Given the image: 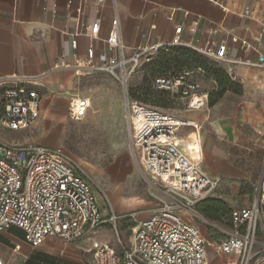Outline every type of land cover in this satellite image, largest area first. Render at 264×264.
I'll return each mask as SVG.
<instances>
[{"label":"built area","instance_id":"obj_1","mask_svg":"<svg viewBox=\"0 0 264 264\" xmlns=\"http://www.w3.org/2000/svg\"><path fill=\"white\" fill-rule=\"evenodd\" d=\"M103 2L94 0L96 5ZM248 13V9L243 12L244 15ZM182 14L185 19L189 12L183 11ZM195 24L196 21L191 22L190 32L195 31ZM99 30L100 18L96 17L85 26L84 34L89 39H97ZM182 31L183 21L175 26L169 43L138 45L131 48L130 55L126 56L115 15L104 39L107 48L114 50L115 55L100 54L96 57L94 48L88 46L84 64L74 57L77 67L103 72L122 86L130 144L137 154V164L148 194L155 200V206L148 215L141 217L138 210L115 213L112 208L103 215L89 176L60 147L0 138V232L16 227L27 243L37 247L48 237L64 242L91 237L100 224L108 222L115 229L119 249L106 242L92 241V264H208L206 238L192 218L203 219L196 206L214 192L220 178L210 177L203 170L201 148L196 156L182 148L183 139L192 133L200 143V126L130 100L128 78L140 60L145 57L148 61L152 50L159 47L188 46L215 62L241 63L263 70L264 51H258L254 60L231 58L227 54L226 38L197 46L192 40H183ZM230 39L238 40L233 35ZM240 44L248 47L243 39H240ZM59 65L68 64L61 62ZM190 74L192 70L182 68L157 76L153 86L189 97L190 106L198 87L187 80ZM202 74H206L204 69ZM5 79L0 81V126L12 131L27 129L40 115V96L34 88L37 82L33 77L15 74ZM262 86L264 88V80ZM208 94L206 91L199 95L202 97L201 105L207 104ZM88 104L87 97H79L75 102L71 98L68 118L80 120ZM135 123L139 124L136 129L133 128ZM184 128L192 130L186 131L183 138L179 132ZM262 184L263 177L255 187L250 205L232 208L229 227H218L222 233L218 248L223 254L237 255L236 264H264ZM120 221L129 226L127 243L120 238L116 228ZM258 231L262 232L260 238ZM0 264H5L1 257Z\"/></svg>","mask_w":264,"mask_h":264},{"label":"crops","instance_id":"obj_2","mask_svg":"<svg viewBox=\"0 0 264 264\" xmlns=\"http://www.w3.org/2000/svg\"><path fill=\"white\" fill-rule=\"evenodd\" d=\"M245 9L249 13L244 15ZM183 11L189 12L185 19ZM115 15L126 56L138 45L169 43L181 21V38L197 46L226 38L231 58L254 60L258 51H264V0H104L101 5L94 0H0V81L14 74L35 78L40 114L45 119L67 116L70 99L78 96L77 82L93 72L74 65V57L84 64L88 46L94 48L96 57L115 55L104 41ZM96 17L100 18L99 37L89 39L84 34L85 26ZM193 21L195 31L190 32ZM230 35L238 40L232 41ZM240 39L248 47L241 46ZM61 62L68 65H59ZM220 63L229 67L231 79L241 85V90H226L210 106L201 105L202 99L197 96L191 105L200 109L193 116L201 123L188 121L200 126L203 170L210 177L220 178L209 197L222 179H246L259 172L264 158V70L241 63ZM34 141L54 144L39 137ZM129 207L112 210L117 213ZM110 225L103 222L91 237L74 242L48 237L37 247L27 243L18 228L11 227L0 232V257L5 264H92L91 243L106 242L98 234L100 228ZM118 225L127 238V223L120 221ZM204 229L199 231L205 236ZM217 253L224 262L230 260L227 256H235L233 264L237 263V255L226 256L219 248ZM207 256L210 264L208 251Z\"/></svg>","mask_w":264,"mask_h":264},{"label":"rangeland","instance_id":"obj_3","mask_svg":"<svg viewBox=\"0 0 264 264\" xmlns=\"http://www.w3.org/2000/svg\"><path fill=\"white\" fill-rule=\"evenodd\" d=\"M181 47L197 53L203 59L202 54L193 48ZM164 53L171 54V58L161 65L163 67L158 72L155 71L158 69L157 66L147 65L155 62ZM149 56L148 61L145 57L140 60L135 71L128 78L129 99L157 107L179 119L201 123L193 116L194 112L200 109H192L195 106H189V97L172 92H161L153 86V77L156 74H171L180 66H188L187 62L172 54L166 47L152 50ZM172 56L177 57L182 63L175 62ZM207 64L208 75L202 74V69L191 66L192 74L187 80L198 86L195 95L199 96L202 92L209 91L208 100L211 102L223 88L219 80L224 79V73L231 79L229 75L231 70L220 62L208 61ZM75 92L79 97L89 99V107L80 120H71L66 115L45 119L41 113L33 124L21 131H9L0 126V137L10 141L17 140L19 143L33 142L42 145L47 144L34 139L39 137L42 140L52 141L54 144L49 146L60 147L89 176L93 183L97 205L103 215L107 214L109 206L116 211L118 207L127 205H130L129 209L117 213L140 210L141 215H147L154 208L155 200L148 194L137 164V154L130 144L125 96L121 84L105 73L91 72L77 82ZM137 126L139 124L135 123L133 128L136 129ZM191 130L192 128H184L179 133L184 138L185 132ZM263 175L264 158L259 172L248 175L246 179H222L220 187L209 199L220 200L229 209L243 204L250 205L255 187ZM198 211L206 221L199 218L192 220L198 230L199 228L202 230V227L206 230L210 264H233L235 256L226 255L230 260L224 262L217 253L218 241L222 237L218 227L230 226L228 212L220 211L217 213V219H210L203 213L202 205ZM261 222L264 225V209L261 213ZM116 228L123 241L127 243L125 231L118 224ZM257 233L260 234L258 236L260 238L262 232ZM98 235L101 240L119 249L118 244L116 245L117 238L113 225L100 228Z\"/></svg>","mask_w":264,"mask_h":264},{"label":"trees","instance_id":"obj_4","mask_svg":"<svg viewBox=\"0 0 264 264\" xmlns=\"http://www.w3.org/2000/svg\"><path fill=\"white\" fill-rule=\"evenodd\" d=\"M166 48H169V50H170V52L172 54H175L176 56H178L180 58H183L187 62L188 66H180L178 68V70H181L182 68L191 69V66H193L194 68L204 69L205 72H206V75H208V73H207V68H208L207 62L208 61H213V60L205 58L204 56H202L203 57V59H202L201 57L198 56L197 53H195V52H193L191 50H187V49H185V48H183L181 46H171V47H166ZM170 58H171V54L164 53V54H161L159 56V58L155 62L148 63L147 65L157 66L158 69L155 70V71L158 72L163 67L161 65H164L165 62H168V60ZM172 58L175 60V62L178 61V62H180V64L182 63L177 57H173L172 56ZM213 62H215V61H213ZM178 70H174L173 72L178 71ZM162 75H165V74H156L153 77V81H154L155 77L162 76ZM223 75H224V79L223 80H219V83L221 85H223V88L221 89V92L218 93L217 97L213 101L209 102V100H207V104H210V105L213 104L226 90H232L234 92H239L241 90V85L239 83H237L236 81L231 80L229 78V76H227V74L224 73ZM159 91L167 93V91H163V90H159ZM172 93H175L177 95L180 94V93H177V92H172ZM128 95H129V93H128ZM143 104H145V103H143ZM146 105H148V104H146ZM149 106H151V105H149ZM152 107H154V106H152ZM209 198L210 197H207V198L201 200L196 206L197 210L202 205L203 213L205 214V216H207L210 219H217V213L220 212V211L224 212V213L228 212V218H229V224H230V212H231L232 208L229 209L227 207V205L224 202L220 201V200L209 199Z\"/></svg>","mask_w":264,"mask_h":264},{"label":"bare ground","instance_id":"obj_5","mask_svg":"<svg viewBox=\"0 0 264 264\" xmlns=\"http://www.w3.org/2000/svg\"><path fill=\"white\" fill-rule=\"evenodd\" d=\"M197 96L198 95L194 96L193 101L196 99ZM78 98H79V96L73 97V102H75V100H77ZM201 99H202V97H201ZM70 101H71V99H70ZM70 101H69V105H70ZM88 107H89V104L87 105L85 111H83V116L85 115ZM183 143H184L185 150L187 152H189L191 156H196L198 154L197 151H199V148H201V145L199 143L197 136L194 135L193 133L190 135L189 138L183 139Z\"/></svg>","mask_w":264,"mask_h":264}]
</instances>
